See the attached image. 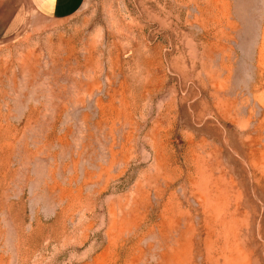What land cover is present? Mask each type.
<instances>
[{"label": "rangeland", "instance_id": "obj_1", "mask_svg": "<svg viewBox=\"0 0 264 264\" xmlns=\"http://www.w3.org/2000/svg\"><path fill=\"white\" fill-rule=\"evenodd\" d=\"M0 20V264H264V0Z\"/></svg>", "mask_w": 264, "mask_h": 264}, {"label": "crops", "instance_id": "obj_2", "mask_svg": "<svg viewBox=\"0 0 264 264\" xmlns=\"http://www.w3.org/2000/svg\"><path fill=\"white\" fill-rule=\"evenodd\" d=\"M83 2L84 0H11V12L9 13L8 10L4 12V15L0 11V19L6 16L9 28H13L25 18L26 9H28L43 19L62 20L72 16Z\"/></svg>", "mask_w": 264, "mask_h": 264}]
</instances>
